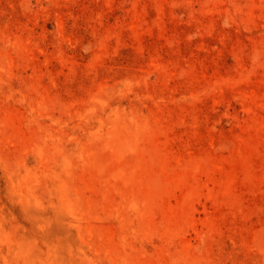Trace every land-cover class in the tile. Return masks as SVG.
<instances>
[{
    "label": "rangeland",
    "instance_id": "1",
    "mask_svg": "<svg viewBox=\"0 0 264 264\" xmlns=\"http://www.w3.org/2000/svg\"><path fill=\"white\" fill-rule=\"evenodd\" d=\"M0 264H264V0H0Z\"/></svg>",
    "mask_w": 264,
    "mask_h": 264
}]
</instances>
